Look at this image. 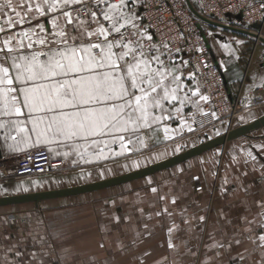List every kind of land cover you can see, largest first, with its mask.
I'll list each match as a JSON object with an SVG mask.
<instances>
[{
	"label": "crops",
	"instance_id": "0c3cea01",
	"mask_svg": "<svg viewBox=\"0 0 264 264\" xmlns=\"http://www.w3.org/2000/svg\"><path fill=\"white\" fill-rule=\"evenodd\" d=\"M193 2L195 5L196 0ZM4 19L0 14V23ZM46 26L50 30V25ZM207 26L211 33L207 47L223 72L228 96L256 97L264 85V51L254 47L249 35ZM225 44L228 50L223 48ZM184 61L180 56L173 62L182 65L181 79L189 99L183 106L174 102L175 107L181 108L178 114L166 104L168 119L139 131L143 143L137 136L131 137V143L126 138L127 151L119 155L118 143L100 145L106 153V158L101 159L96 158L99 148L91 149L93 155L81 159L67 148H57L61 155H56L41 146L48 151L56 171L0 181V198L87 185L124 175L225 133L228 124L224 121L209 131L194 127L191 117L205 111L206 101L199 98L202 93ZM189 74L192 78H188ZM197 89L198 95L192 97L191 91ZM260 108L249 110L232 128L264 115L263 107ZM154 114L160 113L157 110ZM3 143L0 140V156L10 160L37 149L4 155L7 149ZM64 151L70 152L67 158L62 155ZM262 166L264 126L121 184L65 197L0 205V264H264V247L258 239L264 235V228L258 227L259 214L264 211L260 206L264 200ZM17 185L22 188L18 190ZM32 208L41 211L44 219L38 220L34 213L22 215ZM220 211L225 214L223 217L218 215ZM11 215L14 220L7 221ZM21 215L28 219L22 221ZM200 216H206V222H201ZM30 218H35V222ZM34 234L43 235L45 241L32 244ZM40 250H51L57 258L38 261L40 255L35 259L34 254Z\"/></svg>",
	"mask_w": 264,
	"mask_h": 264
},
{
	"label": "snow or ice",
	"instance_id": "6c2138e0",
	"mask_svg": "<svg viewBox=\"0 0 264 264\" xmlns=\"http://www.w3.org/2000/svg\"><path fill=\"white\" fill-rule=\"evenodd\" d=\"M142 3L0 0V14L6 18L0 23L4 155L46 146L50 153L61 155L57 148H67L84 159L93 155L91 149L99 148L96 158L101 159L106 158L104 147L114 143L119 144V155L127 151L126 138L129 143L132 136L140 140V130L168 119L166 104L175 113L181 112L174 102L183 106L189 99L181 79L182 65L173 62L168 40L161 35L157 43L149 30L151 23L142 22L138 11ZM17 26L19 30L13 31ZM198 92L191 91V96ZM199 98L207 100L202 94ZM157 110L159 115L154 114ZM62 155L67 158L70 152ZM224 191L222 186L221 194ZM260 206L264 209V200ZM218 215L225 214L220 211ZM259 215L258 227L264 228V211ZM199 220L206 222L207 217ZM258 239L264 247V235Z\"/></svg>",
	"mask_w": 264,
	"mask_h": 264
},
{
	"label": "built area",
	"instance_id": "2783aa9c",
	"mask_svg": "<svg viewBox=\"0 0 264 264\" xmlns=\"http://www.w3.org/2000/svg\"><path fill=\"white\" fill-rule=\"evenodd\" d=\"M262 3L264 0H196L195 8L201 15L220 23H240L250 32L256 48L264 40ZM140 14L144 24L151 23L149 30L157 43L161 35L168 40L174 53L173 61L180 56L186 59L200 92L207 97L205 111L191 117L196 129L210 127L220 121H226L227 130L231 129L233 120L244 108L264 104V85L252 99L244 96L231 99L228 96L223 72L207 47L210 37L208 26L192 14L185 0H143ZM254 24H258V28H253ZM55 171L56 166L45 148L26 152L15 160L0 157V181L48 175Z\"/></svg>",
	"mask_w": 264,
	"mask_h": 264
},
{
	"label": "water",
	"instance_id": "95a60500",
	"mask_svg": "<svg viewBox=\"0 0 264 264\" xmlns=\"http://www.w3.org/2000/svg\"><path fill=\"white\" fill-rule=\"evenodd\" d=\"M186 4L189 8V10L192 12V14L199 19L200 21L204 22L207 25H211L213 27H219V28H224V29H230L233 31H237L246 35H250L249 31H246L245 29H241L238 27H234L231 25H226L223 23H220L218 21H215L211 18L205 17L201 15L194 5L190 2V0H185ZM237 19H240L239 16L236 17ZM253 28H258V24L252 25ZM264 44V40H263ZM261 126H264V115L261 117L253 120L252 122L241 125L232 129H228L225 133L222 135L213 138L211 140H208L196 147H193L191 149H188L178 155H175L173 157H170L166 160L157 162L155 164H152L148 167L132 171L130 173L120 175L117 177H113L110 179H106L103 181H98L95 183L87 184V185H81V186H76V187H69L65 189H59V190H54V191H46V192H38V193H32V194H24V195H17V196H9V197H2L0 198V205H6V204H15V203H20V202H27V201H40L43 199H48V198H56V197H65V196H70V195H76L80 193H85L89 191H94L98 189H102L105 187L121 184L136 178L144 177L146 175H149L151 173H154L158 170L170 167L172 165H175L177 163H180L192 156H195L199 153L205 152L217 145L224 144L225 142L236 138L241 135H245L251 130L257 129ZM1 157V156H0Z\"/></svg>",
	"mask_w": 264,
	"mask_h": 264
},
{
	"label": "rangeland",
	"instance_id": "374dc122",
	"mask_svg": "<svg viewBox=\"0 0 264 264\" xmlns=\"http://www.w3.org/2000/svg\"><path fill=\"white\" fill-rule=\"evenodd\" d=\"M190 2L194 5V2H193V0H190ZM194 6H196V4L194 5ZM233 25H235V26H239L241 29H245L246 31H247V29L246 28H244L243 26H241V24L240 23H238V22H236V23H233ZM234 26V27H235ZM211 34V33H210ZM211 38V35H210V37H209V39ZM263 46V45H262ZM261 45L260 46H258V48H260V50L262 51H264V46L262 47ZM261 47H262V49H261ZM260 107H263V109H264V104H262V103H257V104H252V105H250V106H248V107H246V108H244L243 110H242V112L240 113V115H238L234 120H233V122H232V125L230 126V128H232L233 126H237L239 123H240V121H241V118H242V116H244V115H246V113L249 111V110H254V109H261ZM264 111V110H263ZM223 121H220L219 123H214L213 125H211L210 127H206V128H202V129H197V130H204V131H209V130H213V129H215L214 127H215V125H219V124H221ZM224 122H226V121H224ZM148 179H150V178H148ZM37 208H32L31 210H30V212H25L24 214L22 213V215H30V214H32V213H34L33 214V217H36L38 220H42V219H44V217H43V213L41 212V211H39V210H36ZM21 215V220L22 221H25L26 219H28L26 216H22ZM29 217H31V216H29ZM12 220H14V216L13 215H11L9 218H8V220L7 221H12ZM30 220H32V221H34L35 222V218H30ZM1 224H3V222H1ZM45 238L46 237H44L43 235H40V234H34V237H33V239H32V244H34V243H36V244H38L39 242L40 243H42V242H44L45 241ZM55 244L58 246V241H56L55 242ZM40 253L39 254H34V257H35V259H37V257H38V255H40V257H39V259H38V261H49V260H54V259H51V258H57V257H55V255L54 254H52V252H51V250H46V251H43V250H40L39 251ZM48 254H50V255H48ZM32 258H31V256L29 255V257H28V260L30 261Z\"/></svg>",
	"mask_w": 264,
	"mask_h": 264
}]
</instances>
